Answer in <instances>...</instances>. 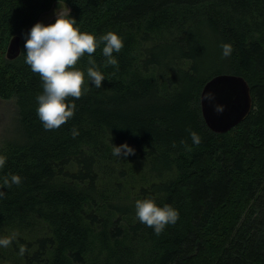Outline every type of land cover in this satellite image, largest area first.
Masks as SVG:
<instances>
[{"label":"trees","instance_id":"trees-1","mask_svg":"<svg viewBox=\"0 0 264 264\" xmlns=\"http://www.w3.org/2000/svg\"><path fill=\"white\" fill-rule=\"evenodd\" d=\"M60 3L81 32L98 42L115 32L124 47L113 53L118 67L106 66L103 44L81 58L85 92L66 100L73 118L49 131L26 35L17 59L6 52ZM90 58L100 89L87 79ZM217 73L243 76L254 100L225 134L208 128L200 104ZM0 99L16 100L23 136L1 153L0 239L9 244L0 264H264V0H0ZM125 143L135 155L113 156ZM12 175L19 186L3 183ZM143 199L178 210L176 224L156 235L140 223Z\"/></svg>","mask_w":264,"mask_h":264},{"label":"clouds","instance_id":"clouds-1","mask_svg":"<svg viewBox=\"0 0 264 264\" xmlns=\"http://www.w3.org/2000/svg\"><path fill=\"white\" fill-rule=\"evenodd\" d=\"M76 19L68 18L65 14H57L56 22L45 26L37 23L26 36V64L33 73L39 74L43 82V94L37 96V114L45 130H56L73 118L75 103L68 104L66 100L71 97L80 99L85 92V72L76 68L78 62L86 54L92 57L99 44H103L102 54L106 58V66H117L118 61L113 53H119L124 47L122 38L115 32L109 31L97 38L87 32H81L75 25ZM222 54L228 57L232 48L229 44H222ZM87 79L95 88H102L105 80L98 70L96 61L89 59ZM218 112L223 109L217 107ZM76 130L73 129V135ZM193 143L199 145L201 138L196 132L190 133ZM183 143V142H182ZM191 150L190 148L188 149ZM113 156L126 158L135 155V149L128 144L113 145ZM5 164V159L0 157V166ZM3 183L19 186L22 178L18 175L11 176V183L7 178ZM4 193L0 192V196ZM136 216L140 223L154 229L156 235L162 234L168 225H175L179 219V212L171 205L157 206L153 199L137 200L135 203ZM7 239H0V246H7ZM23 252V249H21Z\"/></svg>","mask_w":264,"mask_h":264},{"label":"water","instance_id":"water-1","mask_svg":"<svg viewBox=\"0 0 264 264\" xmlns=\"http://www.w3.org/2000/svg\"><path fill=\"white\" fill-rule=\"evenodd\" d=\"M21 35L10 39L6 57L15 60L21 55ZM202 115L208 128L216 134H225L240 125L254 108L248 81L241 75L222 73L208 80L201 91ZM220 107L222 112L216 109Z\"/></svg>","mask_w":264,"mask_h":264},{"label":"rangeland","instance_id":"rangeland-1","mask_svg":"<svg viewBox=\"0 0 264 264\" xmlns=\"http://www.w3.org/2000/svg\"><path fill=\"white\" fill-rule=\"evenodd\" d=\"M69 12L70 8L67 5L63 3L57 4L51 11L44 13L45 15L43 14V16H41L43 18H40L37 23L46 25L51 20L57 18V14L63 13L67 15ZM32 27L23 31V33L20 34L21 37L30 34ZM19 118L20 114L16 100L0 99V157L1 153L7 149L9 145H17L23 141V136H21L19 131Z\"/></svg>","mask_w":264,"mask_h":264},{"label":"bare ground","instance_id":"bare-ground-1","mask_svg":"<svg viewBox=\"0 0 264 264\" xmlns=\"http://www.w3.org/2000/svg\"><path fill=\"white\" fill-rule=\"evenodd\" d=\"M56 8H57V7H56ZM44 13H45V12H44ZM44 15H45V14H44ZM42 16H43V15H42ZM41 18H43V17H41ZM37 22H38V21H37ZM8 44H9V43H8ZM217 74H218V73H217ZM210 79H211V78H210ZM210 79H209V80H210ZM206 82H207V81H206ZM203 86H204V85H203ZM201 87H202V86H201ZM202 88H203V87H202ZM200 94H201V92H200ZM200 104H201V103H200ZM202 116H203V115H202Z\"/></svg>","mask_w":264,"mask_h":264}]
</instances>
